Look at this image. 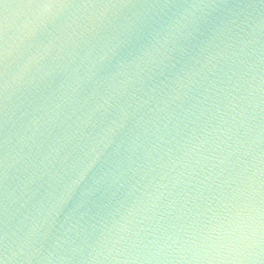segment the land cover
<instances>
[{
  "label": "water",
  "instance_id": "1",
  "mask_svg": "<svg viewBox=\"0 0 264 264\" xmlns=\"http://www.w3.org/2000/svg\"><path fill=\"white\" fill-rule=\"evenodd\" d=\"M0 264H264V0H0Z\"/></svg>",
  "mask_w": 264,
  "mask_h": 264
}]
</instances>
